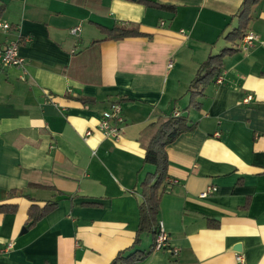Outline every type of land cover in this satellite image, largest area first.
I'll return each instance as SVG.
<instances>
[{
    "label": "crops",
    "instance_id": "crops-1",
    "mask_svg": "<svg viewBox=\"0 0 264 264\" xmlns=\"http://www.w3.org/2000/svg\"><path fill=\"white\" fill-rule=\"evenodd\" d=\"M241 1L0 0L11 24L0 46L18 38L24 59L0 63V204L16 205L0 212V264H109L132 246L155 170L145 150L174 111L192 127L165 147L156 218L177 253L152 249L143 231L135 264H264V0L247 51L224 36ZM113 27L143 35L111 39ZM223 48L234 50L194 106L190 82ZM112 102L116 139L98 125ZM53 201L26 225L31 203Z\"/></svg>",
    "mask_w": 264,
    "mask_h": 264
},
{
    "label": "trees",
    "instance_id": "trees-1",
    "mask_svg": "<svg viewBox=\"0 0 264 264\" xmlns=\"http://www.w3.org/2000/svg\"><path fill=\"white\" fill-rule=\"evenodd\" d=\"M260 0H242L237 13V24L225 33V38L231 41L241 39L244 32L247 30V24L251 18V13L254 6ZM145 3L153 4V2L145 1ZM5 10L4 4L0 3V17ZM106 36L111 39H119L128 36H140L143 32L135 27H113L103 29ZM234 48H223L217 54L209 55L208 58L201 63L196 75L190 82L188 91L191 96V103L194 106L198 104L194 101V97L200 95L203 88L213 82L219 76L223 57L231 53ZM187 122V117L178 115H169L156 128L151 139L149 140L143 161L151 163L155 166L152 173H147L142 181L143 200L139 204V219L136 237L132 246L119 251L109 264H135L137 260L142 258L147 252L139 248L140 234L143 231L151 232L153 241L158 230V221L156 218L158 211L159 185L166 176L167 153L165 147L172 142L180 133L191 128ZM55 201L46 202L43 205L31 203L27 208L26 225L31 226L38 219L44 216L55 205ZM14 204H0V212L15 211ZM210 220V219H209ZM209 226L216 227V224L209 221Z\"/></svg>",
    "mask_w": 264,
    "mask_h": 264
},
{
    "label": "built area",
    "instance_id": "built-area-1",
    "mask_svg": "<svg viewBox=\"0 0 264 264\" xmlns=\"http://www.w3.org/2000/svg\"><path fill=\"white\" fill-rule=\"evenodd\" d=\"M11 28V24L6 21L0 20V29L8 31ZM77 27L72 28L71 32L75 33ZM29 40V38H26ZM259 40V36L252 30H246L240 39L238 47L242 51H247L253 44ZM24 62L23 57L19 54V39H11L0 46V63L3 66H22ZM168 66H171V62H168ZM251 96H248V98ZM247 98V99H248ZM174 116L180 115L178 111H174ZM123 121V117L121 114V105L119 102L110 103L108 109L104 110L101 115V119L99 120V128L103 131V133L109 137L116 139L120 133L119 124ZM172 182H176L177 180L172 179ZM215 190V187L208 186L205 191L201 192L200 196L204 197L208 194V192ZM11 246V243L8 242L6 244V249L8 250ZM152 249L160 250V249H169L173 254L177 253V249L169 248L168 236L163 228L162 222L158 221V230L156 236L153 241ZM237 259H241V255L239 253L235 254Z\"/></svg>",
    "mask_w": 264,
    "mask_h": 264
},
{
    "label": "rangeland",
    "instance_id": "rangeland-1",
    "mask_svg": "<svg viewBox=\"0 0 264 264\" xmlns=\"http://www.w3.org/2000/svg\"><path fill=\"white\" fill-rule=\"evenodd\" d=\"M148 236V233H143V235H142V238H141V243H140V245H139V248L140 249H143L144 251L146 250V251H148V249H149V244H148V246L146 245V246H144L145 245V241H146V237ZM149 242H150V237H149V240H148Z\"/></svg>",
    "mask_w": 264,
    "mask_h": 264
},
{
    "label": "water",
    "instance_id": "water-1",
    "mask_svg": "<svg viewBox=\"0 0 264 264\" xmlns=\"http://www.w3.org/2000/svg\"><path fill=\"white\" fill-rule=\"evenodd\" d=\"M233 250L239 251L240 250V244H235L234 247H233Z\"/></svg>",
    "mask_w": 264,
    "mask_h": 264
}]
</instances>
